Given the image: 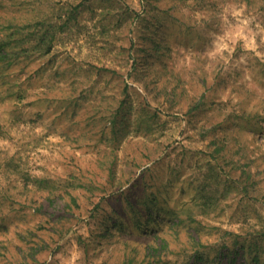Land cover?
I'll use <instances>...</instances> for the list:
<instances>
[{
    "label": "rangeland",
    "instance_id": "1",
    "mask_svg": "<svg viewBox=\"0 0 264 264\" xmlns=\"http://www.w3.org/2000/svg\"><path fill=\"white\" fill-rule=\"evenodd\" d=\"M254 258L264 0H0V264Z\"/></svg>",
    "mask_w": 264,
    "mask_h": 264
},
{
    "label": "trees",
    "instance_id": "2",
    "mask_svg": "<svg viewBox=\"0 0 264 264\" xmlns=\"http://www.w3.org/2000/svg\"><path fill=\"white\" fill-rule=\"evenodd\" d=\"M72 188H74V186H73ZM74 189H75V188H74ZM54 201H55V199L52 200V204L54 203ZM70 201H71V203H72L74 206H77L76 199H75L74 196H70ZM68 207H70V205H68ZM253 261H254V264H258V258H254Z\"/></svg>",
    "mask_w": 264,
    "mask_h": 264
}]
</instances>
